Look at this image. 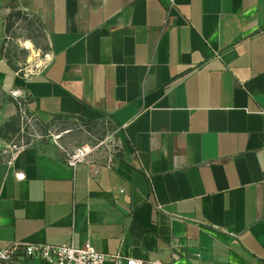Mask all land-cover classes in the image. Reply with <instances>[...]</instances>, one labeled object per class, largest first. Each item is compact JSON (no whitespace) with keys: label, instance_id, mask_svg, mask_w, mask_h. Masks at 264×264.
Wrapping results in <instances>:
<instances>
[{"label":"crops","instance_id":"crops-1","mask_svg":"<svg viewBox=\"0 0 264 264\" xmlns=\"http://www.w3.org/2000/svg\"><path fill=\"white\" fill-rule=\"evenodd\" d=\"M16 13L49 40L32 75L5 55ZM24 107L41 125L104 119L121 152L73 168L0 134V248L264 264V0H0V131Z\"/></svg>","mask_w":264,"mask_h":264},{"label":"rangeland","instance_id":"rangeland-1","mask_svg":"<svg viewBox=\"0 0 264 264\" xmlns=\"http://www.w3.org/2000/svg\"><path fill=\"white\" fill-rule=\"evenodd\" d=\"M27 41L32 43V47H27ZM5 55L22 74L32 75L44 67L50 59L49 40L35 19L24 13L11 17L5 39ZM11 122L12 128L6 136L1 135L10 152L48 140L66 157L86 145L94 147L92 155L95 158L108 159L121 152L118 132L104 119L86 123L79 119H56L41 125L34 114L24 107Z\"/></svg>","mask_w":264,"mask_h":264},{"label":"built area","instance_id":"built-area-1","mask_svg":"<svg viewBox=\"0 0 264 264\" xmlns=\"http://www.w3.org/2000/svg\"><path fill=\"white\" fill-rule=\"evenodd\" d=\"M94 151L95 149L91 145L82 146L67 157V163L76 168L78 165L86 163ZM20 257L28 260H41L47 264H104L106 261L114 264H161L159 261L103 253L89 242L77 246L73 238L62 245L13 241L0 248V264H21Z\"/></svg>","mask_w":264,"mask_h":264},{"label":"trees","instance_id":"trees-1","mask_svg":"<svg viewBox=\"0 0 264 264\" xmlns=\"http://www.w3.org/2000/svg\"><path fill=\"white\" fill-rule=\"evenodd\" d=\"M61 117H64L63 115H60ZM60 117V118H61ZM64 118H70V116H68V115H65V117ZM11 124H12V122H9V123H7L2 129H1V131H0V134L1 135H3V136H6V133L8 132V130H10L12 127H11ZM46 142L47 143H50V142H52L51 140H48V141H41V142H38V143H36L35 145H38L39 147H43L45 144H46Z\"/></svg>","mask_w":264,"mask_h":264},{"label":"bare ground","instance_id":"bare-ground-1","mask_svg":"<svg viewBox=\"0 0 264 264\" xmlns=\"http://www.w3.org/2000/svg\"><path fill=\"white\" fill-rule=\"evenodd\" d=\"M26 45H27L28 48L32 47V43L30 41H27Z\"/></svg>","mask_w":264,"mask_h":264},{"label":"water","instance_id":"water-1","mask_svg":"<svg viewBox=\"0 0 264 264\" xmlns=\"http://www.w3.org/2000/svg\"><path fill=\"white\" fill-rule=\"evenodd\" d=\"M104 264H114V263L110 261H106Z\"/></svg>","mask_w":264,"mask_h":264}]
</instances>
